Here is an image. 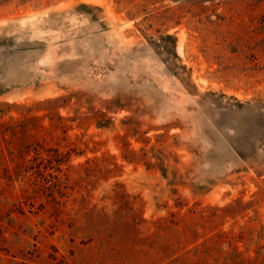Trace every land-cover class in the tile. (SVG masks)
<instances>
[{
    "label": "rangeland",
    "instance_id": "obj_1",
    "mask_svg": "<svg viewBox=\"0 0 264 264\" xmlns=\"http://www.w3.org/2000/svg\"><path fill=\"white\" fill-rule=\"evenodd\" d=\"M0 264H264V0H0Z\"/></svg>",
    "mask_w": 264,
    "mask_h": 264
}]
</instances>
